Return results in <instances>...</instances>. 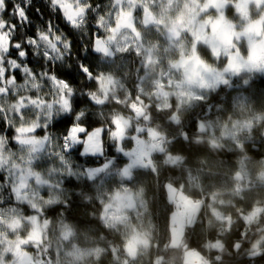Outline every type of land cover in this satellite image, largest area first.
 I'll list each match as a JSON object with an SVG mask.
<instances>
[{"label":"clouds","instance_id":"obj_1","mask_svg":"<svg viewBox=\"0 0 264 264\" xmlns=\"http://www.w3.org/2000/svg\"><path fill=\"white\" fill-rule=\"evenodd\" d=\"M0 264H264V0H0Z\"/></svg>","mask_w":264,"mask_h":264}]
</instances>
